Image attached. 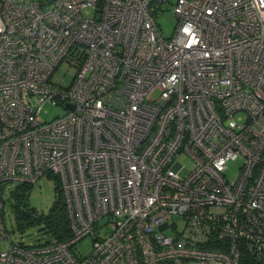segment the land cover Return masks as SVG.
<instances>
[{"label": "built area", "instance_id": "1", "mask_svg": "<svg viewBox=\"0 0 264 264\" xmlns=\"http://www.w3.org/2000/svg\"><path fill=\"white\" fill-rule=\"evenodd\" d=\"M166 1L0 0V193L52 175L70 220L13 243L0 195V264H264V0H175L164 37Z\"/></svg>", "mask_w": 264, "mask_h": 264}, {"label": "rangeland", "instance_id": "2", "mask_svg": "<svg viewBox=\"0 0 264 264\" xmlns=\"http://www.w3.org/2000/svg\"><path fill=\"white\" fill-rule=\"evenodd\" d=\"M174 1L175 0H167L166 2H162L160 9L154 15L159 32L164 37H170L176 26V18L172 12V4ZM82 14L90 17L94 14V11L91 7H86L82 10ZM65 64H60L56 67V70L51 77L53 81L60 82L62 84H67L70 81L75 68ZM63 113H65V110L62 107L46 103L41 109L38 118L42 121H49L57 116H61ZM179 159L181 163H183V168L180 172L184 174L191 167V162L185 156H180ZM238 164L239 161L231 162L229 164L228 170L225 173L227 177L232 178ZM16 186L17 183L15 182L4 183L2 184L0 193L1 198L4 201L5 230L10 240L16 244L21 243L24 245H37L51 239V234L46 231L43 223L41 222L35 221L30 224L23 223V226L20 227L19 222L11 209V203L13 201L11 198V192L15 190ZM55 186V177L49 174H44L31 187L26 199L38 217L45 216L49 213V210L55 200V196L57 195ZM105 222L106 219H103L101 224H104ZM92 239L93 236L88 235L78 241L73 246V252L79 257L88 255L92 248ZM7 245V240L1 242V247H6Z\"/></svg>", "mask_w": 264, "mask_h": 264}, {"label": "trees", "instance_id": "3", "mask_svg": "<svg viewBox=\"0 0 264 264\" xmlns=\"http://www.w3.org/2000/svg\"><path fill=\"white\" fill-rule=\"evenodd\" d=\"M55 181L57 195L47 215L38 217L26 199L33 185L19 184L16 186L15 190L11 192L13 200L11 209L20 227L23 226V223L41 222L52 238L65 240L70 236V220L61 187L56 178Z\"/></svg>", "mask_w": 264, "mask_h": 264}, {"label": "water", "instance_id": "4", "mask_svg": "<svg viewBox=\"0 0 264 264\" xmlns=\"http://www.w3.org/2000/svg\"><path fill=\"white\" fill-rule=\"evenodd\" d=\"M51 1V0H50ZM68 106H70V105H68ZM71 107V106H70Z\"/></svg>", "mask_w": 264, "mask_h": 264}]
</instances>
